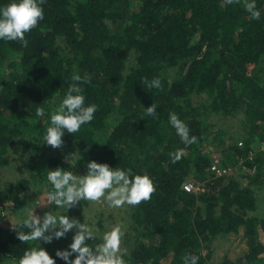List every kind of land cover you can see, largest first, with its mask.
<instances>
[{"label":"trees","instance_id":"trees-1","mask_svg":"<svg viewBox=\"0 0 264 264\" xmlns=\"http://www.w3.org/2000/svg\"><path fill=\"white\" fill-rule=\"evenodd\" d=\"M8 2L0 0V6ZM256 5L259 20L244 10L243 0H45L43 19L25 34L27 47L0 39V167L20 141L35 177L45 181L57 167L71 171L73 163L50 154L57 148L43 136L73 72L87 73L91 81L82 94L97 111L78 133L65 131L62 146L78 147L82 162L146 172L156 187L151 200L131 208L138 236L124 256L127 264H183L186 253L209 264L216 237L243 225L250 247L242 264L258 263L264 217L251 212L258 207L257 188L264 187V0ZM155 77L161 88H146L144 78ZM152 104L155 115L145 116ZM38 107L45 109L43 117L35 115ZM118 110L120 118L112 120ZM170 112L197 143L182 142ZM213 112L242 115L243 145L234 138L207 149L214 139L223 143L227 132L211 129ZM177 149L185 154L172 163L169 153ZM213 150L223 163L240 158L248 168L216 175ZM188 179L203 180L202 189L187 191ZM29 182L22 176L7 192L0 190V257L9 264L35 243H22L8 221L10 202L16 210L30 198ZM74 233L39 243L56 264H67L56 251L67 250ZM218 264L239 263L224 255Z\"/></svg>","mask_w":264,"mask_h":264},{"label":"clouds","instance_id":"clouds-1","mask_svg":"<svg viewBox=\"0 0 264 264\" xmlns=\"http://www.w3.org/2000/svg\"><path fill=\"white\" fill-rule=\"evenodd\" d=\"M45 0H9L0 6V39L18 41L23 47L28 46L25 34L34 29L44 17L42 5ZM241 0H225V4L240 3ZM244 10L254 20L261 18L257 9L256 0H243ZM91 77L86 73L83 76L73 72L71 83L58 106L51 110L50 125L43 136L44 143L59 148L63 144L62 136L65 131L70 134L78 133L82 125L93 120L97 111L95 104L85 105L83 84L90 83ZM143 84L148 89H160L161 79L151 80L144 78ZM156 105L145 108V116H154ZM35 115L43 117L45 109L38 107ZM169 122L176 130V134L185 145L198 142L195 135H190L188 125L175 112L169 113ZM77 153L71 154V160ZM183 149H177L169 156L172 163H177L184 156ZM47 181L52 190L47 191L44 205H55L57 208L67 209L77 205L79 201L91 203H105L109 208H121L125 204L138 206L142 202L151 200L156 191L155 184L150 176L134 173L131 168H110L107 163H98L95 160L87 164V173L76 175L64 168L49 169ZM18 239L22 243H32L26 248L18 262L13 264H56L53 257L40 246L39 241L49 243L53 238L59 239L75 229L72 242L67 250H57L56 256L67 264H127L124 256L127 250H122L121 242L125 235L124 225L115 224L107 227L103 232H97L86 220L81 223L76 218H69L66 214L51 211L45 212L43 217L36 215L33 210H26L22 219L12 223ZM21 229H27L22 231ZM89 241L94 243L90 244ZM75 254L74 259H70ZM183 264H198L199 256L186 253Z\"/></svg>","mask_w":264,"mask_h":264},{"label":"rangeland","instance_id":"rangeland-1","mask_svg":"<svg viewBox=\"0 0 264 264\" xmlns=\"http://www.w3.org/2000/svg\"><path fill=\"white\" fill-rule=\"evenodd\" d=\"M195 40V39H194ZM199 100H204V97L196 95ZM121 111H117L113 114L112 120L120 118ZM210 121L212 122L211 129L217 131L218 128H222L227 131L222 136L224 142L219 144V138L214 139L213 144L210 143L207 149H221L228 146L234 138L243 140L245 134L243 127L242 115L227 116L216 112H213ZM264 145V144H263ZM78 147L74 144H66L57 149L49 151L53 155H63L64 158L71 160V154L77 153L74 159L73 168L71 171L76 175H84L87 173L88 161H80L78 159ZM214 154H218L221 157L223 155L218 150H213ZM29 150L19 141L13 144L6 156L7 163L0 167V190L7 192L13 184H15L22 176H26L30 179L27 184V190L30 192V198L27 199L23 207L19 209L12 208V202H10L8 211V221L17 223L22 219L26 210H33L34 213L41 218L45 212L51 211L53 214H67L69 218H76L81 223L85 220L91 227L97 232H103L107 227L115 224H123L125 235L122 238L121 248L126 249L127 252L134 245V240L138 236V233L133 227L132 221V206L125 204L121 208H109L105 203H91L89 201H79L76 206L67 209L57 208L53 205H44L46 200L44 199L46 192L52 190L51 184L45 178V181L39 177H35V172L27 168L25 161L29 155ZM233 166V170L236 174L241 172V169H247L243 160L238 158L234 163L230 162ZM258 195V207L251 213L258 217H264V187L257 188ZM103 218V224H100V219ZM75 232V229H73ZM261 239L264 244V231L261 229ZM39 242H43L40 240ZM250 242L248 235L245 233V226H241L238 232H232L227 235H221L216 237L213 244L212 257L209 260V264H218L224 255H229L230 258L239 264L244 261L245 255L249 250ZM9 260L0 257V264H9ZM256 264H264V250L259 255V261Z\"/></svg>","mask_w":264,"mask_h":264},{"label":"built area","instance_id":"built-area-1","mask_svg":"<svg viewBox=\"0 0 264 264\" xmlns=\"http://www.w3.org/2000/svg\"><path fill=\"white\" fill-rule=\"evenodd\" d=\"M238 144L243 145L244 144L243 140H239ZM263 144H264V141H263ZM253 155H254V152L251 151L250 156H253ZM211 168L215 172L216 175H223L233 170V166L230 164L223 163L220 155L218 154H214ZM203 183H204L203 180L188 179L184 183V188L187 191L199 192L202 189Z\"/></svg>","mask_w":264,"mask_h":264}]
</instances>
